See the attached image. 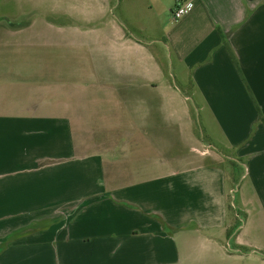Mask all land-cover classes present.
<instances>
[{"label":"crops","instance_id":"1","mask_svg":"<svg viewBox=\"0 0 264 264\" xmlns=\"http://www.w3.org/2000/svg\"><path fill=\"white\" fill-rule=\"evenodd\" d=\"M178 1L0 0V264H264V0Z\"/></svg>","mask_w":264,"mask_h":264},{"label":"rangeland","instance_id":"2","mask_svg":"<svg viewBox=\"0 0 264 264\" xmlns=\"http://www.w3.org/2000/svg\"><path fill=\"white\" fill-rule=\"evenodd\" d=\"M120 13H121L120 9H118L117 10V14L120 15ZM159 19H160V21L167 22L169 20L171 22H174L173 21V17H172V13H170V11H168L166 13H163V15L159 17ZM171 53L172 52L169 49L166 51L165 60H166L167 67H168V69L170 71V74H171V76H170L171 79H169L167 81L170 82L172 85H179V86L184 87V83H183L184 80H182V76L179 75L180 67H179L175 57L173 55H171ZM176 76H178L177 80H176V78H174ZM188 105L190 107H188L187 118L190 119L192 131L195 132L196 136L199 137L201 140L207 141L208 140V126H207V121H206V117L204 116V113L203 114H201V112L199 113L196 110L195 106H193V103H188ZM184 114H185V112H184ZM202 152H204V150ZM82 166H87V168L89 167V165L85 164V163H83ZM222 168H224L225 171L229 174V177L231 179V183H234V182L235 183H239L240 177H241L242 172H243L242 168H244L243 166L241 167L240 165H238V163H236L233 160L232 161H226L225 160L223 165H222ZM102 170H104V168ZM87 173H90V172H87ZM98 177L104 178L105 175L104 174H99ZM112 178H114V176ZM124 178H125V176H124ZM98 179L99 178H96L95 175L91 174V175L85 176L83 181L80 182V183H84V187L87 188V189H93L96 186L94 184V182H97ZM116 183H117V180H116ZM106 184H107V182L103 183V185H102L103 189L106 188ZM238 187L233 185V189H235V190H234V192L233 191L230 192V206H232V209L235 211V213L237 212L235 197L237 196ZM117 193H119V195H120V192H117ZM79 196L80 195H77V197H79ZM61 207L62 206H60V207L55 206L54 209H56V211H60L59 214H61V212H62L61 209H57V208H61ZM135 209L139 210L138 208H135ZM65 210L68 211V208L65 209ZM188 211H189V209H188ZM64 213L66 214L67 212H64ZM235 213L233 212L231 214V217H232V215L234 217ZM188 214L189 213H186V215H188ZM197 215H199V214L197 213ZM62 217H63L62 214L58 216L57 213H56L55 222H54V228H53L54 231L53 230L49 231L51 234H56L55 233V228H56L55 225H57V222H60L62 220ZM151 217L155 218V216H151ZM158 217H160V216H158ZM237 219L238 220H235V218H234L233 223H232L234 229L240 225L239 224L240 220H239L238 217H237ZM232 230H233V228H232ZM186 231H187V229H186ZM164 232L166 234H174V231L171 228H169L168 226L166 227ZM49 239H51V236H49ZM59 240L60 239H58V241ZM58 241H57V243H58Z\"/></svg>","mask_w":264,"mask_h":264},{"label":"built area","instance_id":"3","mask_svg":"<svg viewBox=\"0 0 264 264\" xmlns=\"http://www.w3.org/2000/svg\"><path fill=\"white\" fill-rule=\"evenodd\" d=\"M194 2L192 0H179L172 10V17L174 22L182 20L193 8Z\"/></svg>","mask_w":264,"mask_h":264},{"label":"trees","instance_id":"4","mask_svg":"<svg viewBox=\"0 0 264 264\" xmlns=\"http://www.w3.org/2000/svg\"><path fill=\"white\" fill-rule=\"evenodd\" d=\"M233 59H234V62H235V64H236V66L238 67V70H239V72H240L241 77H242L243 80L245 81V79H244V77H243V74L241 73V70L239 69L238 63H237L236 59L234 58V56H233ZM251 96H252V98H253V95H252V94H251ZM253 101H254L256 107L258 108V105H257V103H256V101H255L254 98H253ZM241 223H242V222H239L240 225H241Z\"/></svg>","mask_w":264,"mask_h":264}]
</instances>
